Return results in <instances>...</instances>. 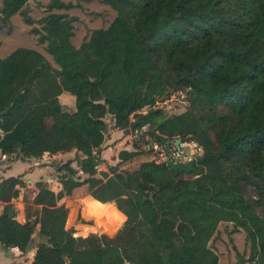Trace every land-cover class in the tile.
<instances>
[{
  "label": "trees",
  "instance_id": "obj_1",
  "mask_svg": "<svg viewBox=\"0 0 264 264\" xmlns=\"http://www.w3.org/2000/svg\"><path fill=\"white\" fill-rule=\"evenodd\" d=\"M186 85L183 109L156 104ZM130 114L138 134L196 139L199 171L151 158L98 175L106 117L125 126ZM71 149L77 166L63 163L57 189L35 180L22 222L23 176L0 177V243L25 251L35 234L27 264H218L221 221L249 242L233 264H264V0H0V152ZM82 184L125 217L113 234L65 226L60 199Z\"/></svg>",
  "mask_w": 264,
  "mask_h": 264
},
{
  "label": "rangeland",
  "instance_id": "obj_2",
  "mask_svg": "<svg viewBox=\"0 0 264 264\" xmlns=\"http://www.w3.org/2000/svg\"><path fill=\"white\" fill-rule=\"evenodd\" d=\"M58 80L61 84V92L58 94V98L61 102L62 108L72 110L74 108V100L77 95L74 87L64 80L60 76ZM173 93V92H172ZM167 96H161L156 102L157 105L165 108L168 112H175L181 110L187 104V100L184 99V95L175 91ZM107 127L104 131V138L102 141L101 156L102 161L97 164L98 175H101V171H106L111 174L109 165H116L119 169H134L137 168L144 160L147 159H159L156 151L152 147L153 138L147 133L138 134L136 130L133 131L130 122L134 120L133 114H130L129 121L125 126L115 125L110 116L106 117ZM145 135L147 136L145 139ZM186 138V137H185ZM127 149L133 150L132 153L121 156L120 150ZM76 150L60 153H45L38 156L40 158L39 164H45L47 167L38 171L36 175L43 176V172L51 173L53 176L44 180L50 187L59 188L60 182L58 181L59 174L63 171L62 165L65 161L71 160L73 166H77L76 163ZM46 170V171H45ZM82 176L86 174L79 171ZM191 172V171H186ZM17 172L16 174H18ZM24 176V172H20ZM30 178L26 180V177H22L23 184L20 186V192L18 196L13 198V202L17 208L16 218L21 222L26 217H33L36 212V208L31 204V197L34 194L36 187H34V175H27ZM92 198L86 189V184L79 185L72 189L71 193L64 195L60 201H62L67 211H71V220L65 224L66 227H71L74 234L85 235L89 231L105 232L113 234L123 223V219L116 212V205L112 201L110 206L101 205L99 207V201ZM24 201L23 204L21 202ZM2 205V201H0ZM23 217V218H22ZM232 223L229 221H221L218 224L217 231L209 240V245L213 247L219 255L218 264H233L236 260V248L245 256L249 253V242L245 239V232L243 229L238 228L234 231H230ZM29 244L31 247L33 241ZM2 245V244H1ZM30 247V248H31ZM28 248V249H30Z\"/></svg>",
  "mask_w": 264,
  "mask_h": 264
},
{
  "label": "crops",
  "instance_id": "obj_3",
  "mask_svg": "<svg viewBox=\"0 0 264 264\" xmlns=\"http://www.w3.org/2000/svg\"><path fill=\"white\" fill-rule=\"evenodd\" d=\"M2 153L3 152H0V177L9 174H16L17 172L19 173L24 172L23 177H26V180L30 179L28 178L29 176H27L28 174L34 175L33 182H35V180L39 178V176L36 175L38 171H41L42 169L44 171V169L47 167L45 164H39L40 158L38 156H32L29 158L22 159L20 157H15L13 154L10 153H4V155H2ZM45 153L47 152H43L42 155H44ZM44 173L45 172H43V174ZM53 189H57V188H53ZM95 200L94 202H96ZM23 203L24 201L21 202V204ZM95 204L99 205L100 203H95ZM106 206H110V202H107ZM0 207H1V203H0ZM99 207H101V205H99ZM14 218L18 220L16 216ZM33 253H34V247H31L30 249H27L25 251H21L15 245L4 247L0 243V264H27V262L30 261V259L32 258Z\"/></svg>",
  "mask_w": 264,
  "mask_h": 264
},
{
  "label": "built area",
  "instance_id": "obj_4",
  "mask_svg": "<svg viewBox=\"0 0 264 264\" xmlns=\"http://www.w3.org/2000/svg\"><path fill=\"white\" fill-rule=\"evenodd\" d=\"M188 88L189 86L186 85L178 89L177 92L184 95ZM173 93H175V91ZM146 137L147 136L145 135V139ZM152 147L159 156L158 160L155 159L156 161H166L170 158L180 163H186L190 160H193L196 166L201 162L197 161V158L203 155L204 150L203 146L196 139L191 137H181L178 144H165L154 139L152 142ZM2 155H4V153H2Z\"/></svg>",
  "mask_w": 264,
  "mask_h": 264
},
{
  "label": "water",
  "instance_id": "obj_5",
  "mask_svg": "<svg viewBox=\"0 0 264 264\" xmlns=\"http://www.w3.org/2000/svg\"><path fill=\"white\" fill-rule=\"evenodd\" d=\"M37 26H40V23H36ZM133 131H134V123H132L131 125ZM160 142L165 143V144H169V143H174V144H178L179 140L181 139L180 136H177L175 138H168L165 136H161L160 134H156L155 135ZM204 158V155L200 156L197 158V161H202ZM166 165L169 166L170 168L174 169V170H182V171H195L198 172L199 169L197 168V166L195 165L193 160H190L186 163H180L177 161H174L172 159H167L165 161ZM53 175L51 173H44L42 177L37 178V180H43L46 179L48 177H52Z\"/></svg>",
  "mask_w": 264,
  "mask_h": 264
}]
</instances>
